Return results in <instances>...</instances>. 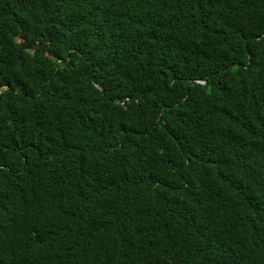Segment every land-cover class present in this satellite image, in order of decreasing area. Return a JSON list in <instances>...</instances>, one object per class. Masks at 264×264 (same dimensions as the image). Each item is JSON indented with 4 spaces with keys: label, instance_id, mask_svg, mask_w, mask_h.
I'll list each match as a JSON object with an SVG mask.
<instances>
[{
    "label": "trees",
    "instance_id": "1",
    "mask_svg": "<svg viewBox=\"0 0 264 264\" xmlns=\"http://www.w3.org/2000/svg\"><path fill=\"white\" fill-rule=\"evenodd\" d=\"M0 264H264V0H0Z\"/></svg>",
    "mask_w": 264,
    "mask_h": 264
}]
</instances>
